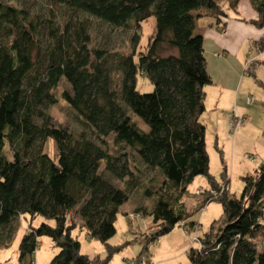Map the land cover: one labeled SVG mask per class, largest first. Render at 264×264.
Masks as SVG:
<instances>
[{"label": "trees", "instance_id": "1", "mask_svg": "<svg viewBox=\"0 0 264 264\" xmlns=\"http://www.w3.org/2000/svg\"><path fill=\"white\" fill-rule=\"evenodd\" d=\"M48 1L76 15L60 26L49 9L42 18L23 3L0 0V239L18 220L27 223L18 242V264H32L31 253L42 237L57 248L47 264H108L119 251L108 241L129 194L98 169L103 163V171L114 179L129 180L132 171L124 148L135 152L145 169L157 170L162 181L161 190L151 195L152 206L133 210L149 216L153 226L137 258L176 223L182 222L186 230L198 227L179 200L191 179L202 175L216 195L202 191L199 209L213 199L221 214L196 236V246H189L186 264H264V154L253 174L241 176L237 197L226 190L225 167L220 171L225 180L221 185L213 183L208 172L200 117L203 87L211 79L202 36L193 33V11L218 12L215 1ZM236 1L229 0L233 10ZM252 5L257 12L253 24L264 27V0H252ZM81 15L132 30L131 52L116 55L108 64L102 51L89 50L88 22ZM150 16L153 33L145 51H135L140 24ZM163 45L172 52L160 55ZM256 46L264 49V34ZM110 68L119 75L114 84ZM137 76L147 78L152 89L140 92ZM61 78L70 85L61 96L83 125L77 135L56 125L48 113L56 102L52 90ZM129 113L148 130L136 125ZM109 135L123 150L122 160L104 149V137ZM47 141L53 155L44 151ZM142 193L150 196L146 189ZM37 217L40 221L33 224ZM76 225L102 244L103 257L78 252L79 241L71 235Z\"/></svg>", "mask_w": 264, "mask_h": 264}, {"label": "rangeland", "instance_id": "2", "mask_svg": "<svg viewBox=\"0 0 264 264\" xmlns=\"http://www.w3.org/2000/svg\"><path fill=\"white\" fill-rule=\"evenodd\" d=\"M6 1L12 5H20L23 3L31 12L42 18L48 15L49 9L52 12L54 22L58 23L60 26L66 22L69 16L76 15L67 7L57 4L53 5L48 0ZM214 1L217 5L216 2L218 0ZM219 1L221 2L222 0ZM218 9L220 10V20H225L227 17V20L233 22V29H231L229 35H236L234 39H239L241 33L238 30V26L242 25H238V23L245 13L243 14L238 8L232 10L230 6L225 9L218 7ZM81 17L85 18L88 22L87 34L90 40L87 48L92 51H102L101 55L106 59L108 64L116 55L131 52L129 39L132 30L127 27H110L101 20H97L90 16L86 17L81 15ZM208 21L211 23V28L207 26V28H209L207 32L210 34L215 31V29H213L215 23L213 19H208ZM140 26V31L138 32L139 38L134 45V49L135 51L143 52L146 49L145 46L149 41V36L153 33L154 17H148ZM250 28L260 29L261 27L255 26L252 21L250 23ZM207 32L203 35L206 45L204 56L207 58L205 67L213 83L205 86L206 93L203 98L204 110L200 117V121L205 127L203 135L206 155L208 157V172L212 182L221 185L225 180L221 178L220 171L222 170L221 167H225V179H227L226 190L229 194L231 193L237 197L242 191L241 176L253 174L264 154V72L261 71L263 68H258L254 73L250 72V68L253 67L252 57L249 54L245 56L244 53H242L240 50L241 45L233 52L234 54H227L224 57L215 56V52H220L219 48L221 45L218 41V44H215L212 50L209 49L207 43L212 42V39L206 34ZM225 34L228 33L225 32ZM159 52L160 55H167L172 52V50L163 45L160 46ZM109 72L112 83L114 84L115 81L118 80V72L112 68H110ZM136 82V88L140 92H147L152 89L150 81L145 77L137 76ZM69 90L70 85L61 78L57 83V87L52 90V95L56 98V102L48 107V113L56 125L64 127L73 135H77L83 130V125L80 123V118H77L74 111L68 107L61 96L62 91L69 92ZM218 91L221 92V95L217 99ZM245 98H250L251 101L247 102ZM232 108L240 116L241 124L233 133H230L226 120L230 119ZM129 116H131L132 120L143 131L148 130V127L144 125L138 117L136 118L130 113ZM231 121L235 122V119ZM104 141L105 145L103 147L108 150L111 155L116 156L123 152V150L117 148V146L113 144L111 135L104 137ZM44 151L49 155L54 154L51 141H47ZM124 152L126 154V159L129 161L128 166L132 171V176L129 180L126 177L122 180L114 179L109 173L103 171V163H100L98 169L102 176L108 179L111 184L117 188L122 187L126 189L129 194L128 200L123 202L119 207L114 222L115 233L109 238V241L110 243L128 241L125 244H123V242L121 249H118L121 250L118 255H123V253L126 252L132 253L129 258H127L129 260L124 262L125 264H138L140 260L143 259L152 262L154 260H151V258L155 257L151 255L152 250L149 251V256H145L143 253L139 258L135 257L138 251H140L138 247L140 240L135 233L137 228H139L138 226L143 225L145 218L139 219L140 216L134 213L133 210L139 206H144L146 210H148L152 206L153 197H151V195L161 190V176L157 170L151 169L149 171L141 166L135 152L131 149L124 148ZM119 157L121 160L123 159L122 156L119 155ZM209 184L210 181L205 179L204 176L195 175L186 185L182 198L179 200L187 207L190 219L194 208L197 210V215H194L196 219L193 217V221L197 220L198 217L202 218L198 226V231L194 234L197 236L207 230V226H209V223L212 221L211 219H215L221 214L220 204L213 199L208 200L203 207L204 209L207 206V209L204 212L202 209L199 213L200 201L203 199L204 195L203 192L195 195V190L198 188L201 189V191L207 189L210 192ZM143 189H146L150 196L146 197L143 195ZM18 221L19 224L15 226L13 224L10 227L9 234L5 236V238L0 239V264H18V242L27 225L23 220ZM75 221L78 222V219L75 218ZM262 221L264 222V216ZM36 223L37 220L33 222V224ZM71 235L79 241L78 252L86 254L89 257H94L93 255L98 254L105 255L101 243L87 237V235L85 236L84 231L78 229L77 225L72 229ZM185 236L187 238V240L185 239L186 244L196 246L194 241H189V239L192 238L191 232L185 234ZM37 243V247L34 252L31 253L30 259H34L35 264H41L43 259H47V264L54 254H56L57 248L47 237L38 239ZM149 247H151V244H149ZM104 255L98 256L103 257ZM112 255L115 256V253Z\"/></svg>", "mask_w": 264, "mask_h": 264}, {"label": "crops", "instance_id": "3", "mask_svg": "<svg viewBox=\"0 0 264 264\" xmlns=\"http://www.w3.org/2000/svg\"><path fill=\"white\" fill-rule=\"evenodd\" d=\"M254 2H255V0H254ZM216 3H217V6L220 7L221 9L222 8L225 9V8L229 7V5H228L229 0H222L221 2L218 0ZM235 8L236 9L238 8V10L243 12V14L245 13L243 15V17L241 18L240 22L238 23V25L239 24L242 25V26H238V30L241 33L240 37L238 36L239 39H234L236 35H234V36L229 35V33L231 32V29H233V22L230 20H227V17L225 18V20L224 19L220 20V18H219V15H220L219 11L220 10L219 9H218L219 10L218 12L217 11H211V10L208 11V10H205L202 8H200L198 11H193V14L196 16V18L194 20L195 27H194L193 33L202 36L203 56H204V50L206 48L205 39H203V35L205 32L208 31L207 29L211 28V25H210L211 23L208 21V19L209 20L213 19L215 26H214V28L213 27L212 28L215 29V31L211 32L210 34L207 32L206 34H208L209 37L212 39V42L207 43V45H208L207 47L209 49L212 50L214 48L215 44H218V41L220 42V45H221L219 48L220 52L219 53L215 52V56L224 57L227 54H234L233 52H235V50H237L239 45H241L240 50L242 51V53H244L245 56L247 54H249L252 57L253 67L250 68V72L254 73L255 70H257L258 68H263V69H261V71L264 72V49L260 50L256 46L257 40L264 34V27H261L260 29L250 28V23L252 21H255L257 18V12H256V10H253L252 0H237L236 4H235ZM207 26H209V28H207ZM225 32L228 34H225ZM212 54H211V56H212ZM206 59L207 58L205 57V60ZM207 72H208V70H207ZM208 75H209V72H208ZM209 78H211L210 75H209ZM212 83H213V81L211 79V84ZM205 86L203 87L204 96L206 93ZM220 95H221V92L218 91L217 99ZM246 98H245V100H247ZM235 118L240 119V116L232 108L231 112H230V119L226 120V124L228 126V130L230 133H233L241 124V122L239 121L240 123L238 124V126L231 127L230 122H231V120H233ZM201 192H202L201 189L198 188L195 190L194 194L195 195L200 194ZM203 207L199 209V213L202 211ZM186 209H187V207H186ZM206 209H207V206L203 209V212ZM196 212H197V210L194 208L193 212H192V216H191L192 221H193V219H192L193 217L196 219V217H195L197 215ZM139 216H140L139 219L145 218L144 219L145 222L143 223V225L138 226L139 228H137V231L135 230L136 231L135 234L137 235V238H139V240H140V244L138 247H139V250L141 251L142 243L146 239L148 231L150 229H152L153 226L151 224V220H150L149 216H145V215L144 216L139 215ZM201 219H202L201 217L200 218L198 217L197 220H194L195 223H198V226L200 225ZM36 220L38 223L40 221V218H36L35 222H36ZM211 220H213V219H211ZM207 227H209V226H207ZM187 231H188L187 234H189V232H191L192 235L196 234L195 232L198 231V227L197 228L195 227L194 229L187 228ZM195 236H197V235H195ZM185 239L187 240V238L185 236V232L183 230V227L181 225L175 224V226L168 233H166L163 236H160L159 238L155 239L154 242L149 243V244H151V247H149V244L146 245L145 256L146 255L149 256L150 255L149 251L152 250L151 255H152V257L153 256H155V257L151 258V260H154L152 262L150 261L151 264H186L187 263L186 253H187L190 245L186 244ZM189 241H191V239H189ZM127 242H128L127 240L122 241L120 243L119 242L118 243H110V241H109V244L114 245V246H118V247H120L119 249H121V245H123ZM138 243H139V241H138ZM102 248H103V246H102ZM102 248H101V250H102ZM120 251L121 250L115 252V256L112 255L110 257L108 264H125L124 262H126V260H129L127 258H129V256L132 253L126 252V253H123V255L122 254L118 255L120 253ZM140 251H138L137 255L139 254ZM98 255L102 256L104 254H98ZM98 255H93V256H98ZM135 257H137V256H135ZM46 262H47V259H43L41 264H46ZM32 264H35L34 259H33Z\"/></svg>", "mask_w": 264, "mask_h": 264}, {"label": "built area", "instance_id": "4", "mask_svg": "<svg viewBox=\"0 0 264 264\" xmlns=\"http://www.w3.org/2000/svg\"><path fill=\"white\" fill-rule=\"evenodd\" d=\"M248 101H251V99L248 98V99H247V102H248ZM239 121H240L239 118H235V122H233V121L230 122L231 127L238 126V124L240 123ZM198 192H199V191H198ZM209 193L212 194V195H214V196L216 195V193L214 192V190H210ZM176 224L181 225V226L183 227V230H184L185 234L188 233V231L186 230V228L184 227V225L182 224V222H178V223H176ZM191 240L194 241V242L197 244V241H198V240L196 239V236H195L194 234L192 235ZM32 263H33V262H32ZM138 264H151V263H150V261H148V260H146V259H143V260H140V262H139Z\"/></svg>", "mask_w": 264, "mask_h": 264}]
</instances>
